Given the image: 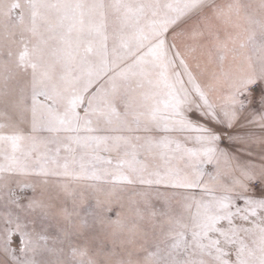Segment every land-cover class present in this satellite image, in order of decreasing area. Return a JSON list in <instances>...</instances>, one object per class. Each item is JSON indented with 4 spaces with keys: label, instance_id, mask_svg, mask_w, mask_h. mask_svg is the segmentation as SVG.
<instances>
[{
    "label": "snow or ice",
    "instance_id": "obj_1",
    "mask_svg": "<svg viewBox=\"0 0 264 264\" xmlns=\"http://www.w3.org/2000/svg\"><path fill=\"white\" fill-rule=\"evenodd\" d=\"M0 264H264V0H0Z\"/></svg>",
    "mask_w": 264,
    "mask_h": 264
},
{
    "label": "rangeland",
    "instance_id": "obj_2",
    "mask_svg": "<svg viewBox=\"0 0 264 264\" xmlns=\"http://www.w3.org/2000/svg\"><path fill=\"white\" fill-rule=\"evenodd\" d=\"M257 132L259 131L258 129L256 130ZM227 145V142H225V146Z\"/></svg>",
    "mask_w": 264,
    "mask_h": 264
}]
</instances>
